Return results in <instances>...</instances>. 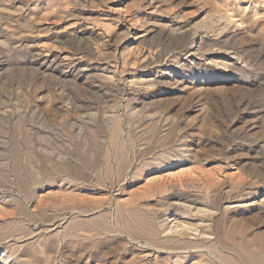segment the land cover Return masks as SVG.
<instances>
[{
	"label": "rangeland",
	"instance_id": "rangeland-1",
	"mask_svg": "<svg viewBox=\"0 0 264 264\" xmlns=\"http://www.w3.org/2000/svg\"><path fill=\"white\" fill-rule=\"evenodd\" d=\"M0 264H264V0H0Z\"/></svg>",
	"mask_w": 264,
	"mask_h": 264
},
{
	"label": "bare ground",
	"instance_id": "bare-ground-1",
	"mask_svg": "<svg viewBox=\"0 0 264 264\" xmlns=\"http://www.w3.org/2000/svg\"><path fill=\"white\" fill-rule=\"evenodd\" d=\"M219 263V262H218Z\"/></svg>",
	"mask_w": 264,
	"mask_h": 264
}]
</instances>
